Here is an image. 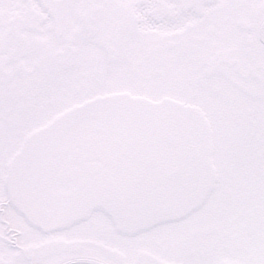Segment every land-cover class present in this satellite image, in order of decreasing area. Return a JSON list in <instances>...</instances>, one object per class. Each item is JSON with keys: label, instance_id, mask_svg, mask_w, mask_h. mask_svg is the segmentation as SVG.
<instances>
[{"label": "snow or ice", "instance_id": "snow-or-ice-1", "mask_svg": "<svg viewBox=\"0 0 264 264\" xmlns=\"http://www.w3.org/2000/svg\"><path fill=\"white\" fill-rule=\"evenodd\" d=\"M0 264H264V0H0Z\"/></svg>", "mask_w": 264, "mask_h": 264}]
</instances>
